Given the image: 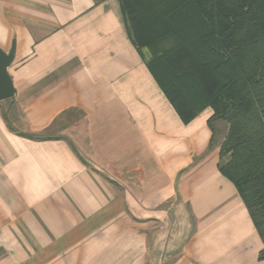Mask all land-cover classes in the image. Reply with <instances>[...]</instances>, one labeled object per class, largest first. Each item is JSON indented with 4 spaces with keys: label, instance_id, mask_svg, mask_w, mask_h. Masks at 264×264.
Instances as JSON below:
<instances>
[{
    "label": "crops",
    "instance_id": "0c3cea01",
    "mask_svg": "<svg viewBox=\"0 0 264 264\" xmlns=\"http://www.w3.org/2000/svg\"><path fill=\"white\" fill-rule=\"evenodd\" d=\"M0 264H264L219 169L229 124L185 123L119 0H0Z\"/></svg>",
    "mask_w": 264,
    "mask_h": 264
},
{
    "label": "trees",
    "instance_id": "16d2710c",
    "mask_svg": "<svg viewBox=\"0 0 264 264\" xmlns=\"http://www.w3.org/2000/svg\"><path fill=\"white\" fill-rule=\"evenodd\" d=\"M119 1L132 42L181 119L211 107V126L228 122L219 169L264 242V0Z\"/></svg>",
    "mask_w": 264,
    "mask_h": 264
},
{
    "label": "water",
    "instance_id": "95a60500",
    "mask_svg": "<svg viewBox=\"0 0 264 264\" xmlns=\"http://www.w3.org/2000/svg\"><path fill=\"white\" fill-rule=\"evenodd\" d=\"M14 50V45L9 52L0 48V101L13 97L17 92L9 72V66L14 59Z\"/></svg>",
    "mask_w": 264,
    "mask_h": 264
}]
</instances>
